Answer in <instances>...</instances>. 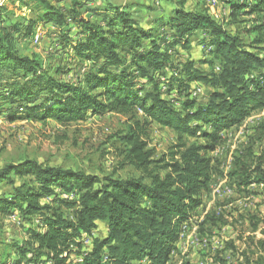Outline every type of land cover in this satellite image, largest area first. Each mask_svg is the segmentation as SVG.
Here are the masks:
<instances>
[{"label":"trees","instance_id":"obj_1","mask_svg":"<svg viewBox=\"0 0 264 264\" xmlns=\"http://www.w3.org/2000/svg\"><path fill=\"white\" fill-rule=\"evenodd\" d=\"M18 1L35 16L26 25L16 23L11 20L14 13L0 6V116L8 123L52 121L61 126L82 122L88 113L128 116L131 123L118 137L121 166L138 173L124 179L98 178L27 159L4 165L0 187L9 191L0 194V215L16 210L26 222L38 218L43 226L28 231L27 246L16 247L18 257L30 256L28 264H168L182 225L209 191L212 162L207 154L222 143V132L264 109V0H223L229 24L254 16L243 32L254 36L248 45L206 9L186 11V0H176L179 7L155 29H143L107 0L106 8L91 9L104 15L106 24H96L79 12L84 0H70L81 38L62 39L74 58L89 62L73 83L56 79L38 55L24 54L14 36L32 39L37 28L47 24L65 28L64 13L51 0ZM163 27L169 32L156 36ZM196 33L204 36L199 45L209 49L206 54L212 58L199 62L200 67L192 59L173 63L175 49L188 51ZM190 83L207 88L206 102L189 98ZM164 84L168 88L162 92ZM172 90L185 94L179 109L164 99ZM151 124L171 130L177 138L168 155L158 160L146 141ZM259 132L264 135V123ZM229 177L238 189L255 185L264 193L260 165L251 170L241 164ZM50 198L51 204L41 203ZM98 224L104 236L93 238L90 249L82 250V235H90ZM252 230L264 237L258 224ZM72 255L80 260L71 261Z\"/></svg>","mask_w":264,"mask_h":264},{"label":"rangeland","instance_id":"obj_2","mask_svg":"<svg viewBox=\"0 0 264 264\" xmlns=\"http://www.w3.org/2000/svg\"><path fill=\"white\" fill-rule=\"evenodd\" d=\"M107 1L128 12L143 29L157 28L179 7L176 0ZM51 2L66 16L65 28L47 24L39 26L32 39L24 40L18 33L14 36L24 54L38 55L43 61L44 69L54 73L56 79L73 83L88 69L89 62H79V59L74 58L62 39V35H67L72 40L81 38L70 13V0ZM105 3L104 0H84L79 12L84 19L103 26L106 24L104 15L94 14L91 9L102 10L107 7ZM1 5L14 13L11 20L16 23L26 25L35 16L30 10L20 7L18 0H0ZM184 9H206L227 31L239 34L246 45L254 39L253 35L243 33L252 24L254 16H242L238 24H229L228 9L223 0H186ZM109 16L110 14L105 17ZM168 32L163 27L155 34L161 37ZM203 37L201 33H196L190 39L188 51L177 47L173 63L182 65L192 59L197 62L196 67H200L199 62L210 60L212 56L206 54L209 49L206 51L199 45V40ZM201 67L207 70L206 65ZM215 70L218 72V68ZM167 88L168 84L160 86L162 92L167 91ZM206 91L207 88L203 85L190 83L186 93L189 98L204 103ZM184 96V93L178 94L176 90H172L164 99L171 101L179 109ZM130 123L128 116L111 112L96 115L88 113L84 121L67 126L52 121L41 123L22 120L8 123L0 116V168L8 163L27 159L44 165L83 171L98 178L108 175L121 179L138 176L131 167L121 166L122 146L118 137L127 130ZM263 123L264 109L252 112L240 124L221 133L222 143L213 153L207 154L212 162L209 191L202 194V204L192 212L191 219L182 225L178 242H188L181 244L180 248L174 246L168 264H264V237L259 230H252L254 223L258 224V229H264L262 188L252 185L238 189L234 179L229 177L241 164L251 170L260 165L264 170V135L259 132ZM146 141L148 148L154 153V159L158 160L168 155L177 143V138L171 130L151 124L147 128ZM193 141L202 143L201 139H188L189 143ZM8 191V187H0V194ZM51 201V198L43 199L41 203L51 204ZM69 213L70 210L65 211L66 216ZM30 229L41 231L43 226L40 219L34 218L28 223L16 210L6 216L0 215V264H28L30 256L18 257L16 247L27 246ZM103 236L104 227L98 224V229L90 235H82V250H89L92 239ZM72 250L75 251V248ZM70 260L79 261L80 256L72 255Z\"/></svg>","mask_w":264,"mask_h":264},{"label":"crops","instance_id":"obj_3","mask_svg":"<svg viewBox=\"0 0 264 264\" xmlns=\"http://www.w3.org/2000/svg\"><path fill=\"white\" fill-rule=\"evenodd\" d=\"M187 242H188V241H184V240H182V241L176 243L175 247H176V248H180L181 244L184 245V244H186Z\"/></svg>","mask_w":264,"mask_h":264},{"label":"bare ground","instance_id":"obj_4","mask_svg":"<svg viewBox=\"0 0 264 264\" xmlns=\"http://www.w3.org/2000/svg\"><path fill=\"white\" fill-rule=\"evenodd\" d=\"M215 192V191H214Z\"/></svg>","mask_w":264,"mask_h":264}]
</instances>
